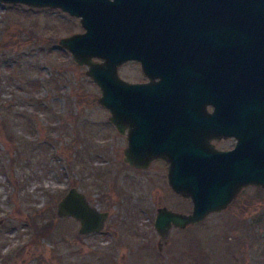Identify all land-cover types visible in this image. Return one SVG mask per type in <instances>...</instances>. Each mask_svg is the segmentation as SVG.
Here are the masks:
<instances>
[{"label": "rangeland", "instance_id": "obj_1", "mask_svg": "<svg viewBox=\"0 0 264 264\" xmlns=\"http://www.w3.org/2000/svg\"><path fill=\"white\" fill-rule=\"evenodd\" d=\"M82 29L55 7L0 2V264H264V187L254 185L172 227L158 249L157 207L192 203L172 191L162 163L142 171L123 161L125 138L98 85L58 42ZM70 187L108 212L101 230L80 233L78 220L56 214ZM34 218L50 229L37 233Z\"/></svg>", "mask_w": 264, "mask_h": 264}, {"label": "water", "instance_id": "obj_2", "mask_svg": "<svg viewBox=\"0 0 264 264\" xmlns=\"http://www.w3.org/2000/svg\"><path fill=\"white\" fill-rule=\"evenodd\" d=\"M0 2L55 7L78 18L84 31L60 37L58 42L76 63L87 65L86 73L100 91L98 102L108 109L109 120L118 132L124 134L125 120H133L135 125L129 144L123 149V161L147 168L152 159L164 160L168 185L192 203L189 212L165 205L157 207L154 228L159 236V250L172 227L184 228L226 208L245 186L264 187V0H145L142 7L118 0ZM133 13L147 15L143 21L148 28L146 45H208L212 50V72L220 69L216 58L222 55L225 91L221 109L229 124L227 135L237 139L233 149L213 151L200 132L194 142L178 141L175 123L158 129L153 121L160 110L173 114V99L159 94L148 98L128 94L129 85L118 68L129 54L127 26ZM172 20L176 29L173 32L158 31L155 26H166ZM166 68L169 67L161 66ZM198 128L201 132L206 130L204 121ZM56 214L78 220L79 232L85 234L101 230L108 216L107 211L90 204L76 187H70L59 199Z\"/></svg>", "mask_w": 264, "mask_h": 264}, {"label": "flooded vegetation", "instance_id": "obj_3", "mask_svg": "<svg viewBox=\"0 0 264 264\" xmlns=\"http://www.w3.org/2000/svg\"><path fill=\"white\" fill-rule=\"evenodd\" d=\"M118 1L123 3L131 1L136 5L139 3L142 7L145 0ZM130 19L127 26L129 54L123 63L126 68L123 79L129 85L128 94L144 95L147 98L159 94L173 99L171 112L173 114L166 115V111L160 110L153 121L158 129H164L166 125L175 123L178 141L193 140L192 142H194L200 132L203 133L213 151L222 152L233 149L237 139L233 135H227L225 130L229 124L226 112L221 109L225 91L221 71L225 60L222 55L218 54L216 58L220 69L217 72H212V50L208 45L180 48L146 45L145 35L148 28L143 21L147 19V15L133 13L130 15ZM155 26L158 31L173 32L176 30L173 20L172 22L167 21L166 26L161 23H157ZM82 31L84 29L77 32ZM163 65H167L169 68L161 69ZM165 82L166 84H162ZM203 121L206 130L201 132L198 127ZM138 122L141 124V116ZM134 125L133 120H125L124 148L129 144V137ZM147 125L148 120L145 119V128L148 127ZM112 126L116 129L113 124ZM155 162H160L165 166L167 175L166 162L160 158L152 159L147 168H137L128 163L127 165L132 169L143 171L150 168Z\"/></svg>", "mask_w": 264, "mask_h": 264}, {"label": "trees", "instance_id": "obj_4", "mask_svg": "<svg viewBox=\"0 0 264 264\" xmlns=\"http://www.w3.org/2000/svg\"><path fill=\"white\" fill-rule=\"evenodd\" d=\"M3 116V119L5 118V119H8V118H10L11 117V115H10V113H5L4 115H2ZM26 119V118H25ZM3 121V120H2ZM25 124L27 125V127H29L30 126V123H29V121H25ZM25 147L24 148H28V150H29V147H30V143L29 142H27V141H25ZM42 150H45V148H42ZM39 222V221H38ZM37 220L34 218L33 220H31V224H32V226L35 228V230H37V233H38V230L40 231V232H43L44 230H49L50 229V227H51V222H48V223H46V224H48V225H46V224H44L43 226H37ZM50 226V227H49ZM45 234H46V232H44L43 233V235L45 236ZM201 263H203V264H206V262L205 261H202Z\"/></svg>", "mask_w": 264, "mask_h": 264}]
</instances>
